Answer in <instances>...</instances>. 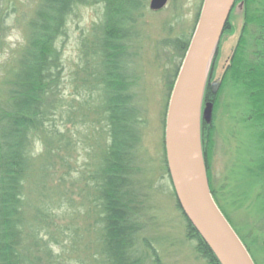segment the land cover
<instances>
[{
	"label": "rangeland",
	"instance_id": "obj_1",
	"mask_svg": "<svg viewBox=\"0 0 264 264\" xmlns=\"http://www.w3.org/2000/svg\"><path fill=\"white\" fill-rule=\"evenodd\" d=\"M40 2H0V105L26 45L28 22ZM199 2L167 0L161 8L151 10V0H146L133 25V38L127 43L129 90L143 122L135 155L137 180L144 196L138 236L146 255L145 264H206L186 237L185 223L172 187L166 183L162 163L167 82L177 64L176 54L167 44L191 33ZM102 9L98 3L76 8L56 43L61 55V83L43 127L29 139L17 230L18 264H106L100 243L97 192L91 180L100 153L108 143L98 96L95 87H91L95 81L90 78L99 72L92 54L95 51L90 48L98 35ZM243 24V7L236 4L229 16V32L221 35L207 71V77L211 74L209 84L220 81L211 163L217 186L223 184L225 177L237 179L231 175L235 171L233 164L240 157H247L246 149L251 146L248 133L235 128L229 119L234 104L240 101L231 92L230 82L222 83ZM254 37L252 40L244 35L243 40L246 54L251 52L255 57ZM239 55L241 66L246 62L241 49ZM239 108L241 111L242 106ZM231 215L239 225L251 221L244 209Z\"/></svg>",
	"mask_w": 264,
	"mask_h": 264
},
{
	"label": "trees",
	"instance_id": "obj_2",
	"mask_svg": "<svg viewBox=\"0 0 264 264\" xmlns=\"http://www.w3.org/2000/svg\"><path fill=\"white\" fill-rule=\"evenodd\" d=\"M145 1L41 0L28 22L26 45L11 72L8 94L0 105V264L19 263L17 230L26 154L30 137L43 127L45 115L58 97L56 91L61 83L62 65L57 40L64 35L67 18L72 12L94 3L101 4L103 9L98 35L90 48L95 51L92 54L99 72L90 78L95 81L91 87H95L108 138L91 177L100 210L101 250L106 264L146 263L138 236L144 196L137 180L135 155L143 122L129 90L126 58L127 43L133 38V25ZM201 3L202 0L197 7L196 20ZM236 4L243 7L244 24L222 83L229 81L231 92L240 101L232 108L237 114L233 115L231 111L229 119L235 128L248 133L251 144L246 149L248 156L240 157L233 164L235 171L231 175L237 179L225 177L223 184L217 186L211 173L217 132L215 118L219 108L218 92L214 95L209 84L211 74L203 98L205 102H213V115L210 124L201 123L200 141L215 203L243 242L254 264H264V0H236ZM193 30L167 44L177 57V64L167 82V102ZM228 32L227 22L223 34ZM244 35L252 40L255 36L252 51L256 52L255 57L251 52L246 54ZM240 49L246 61L241 66ZM164 153L163 145V171L171 188ZM175 204L185 223L186 237L194 243L197 256L206 264H219L183 215L176 199ZM243 209L251 221L236 224L231 214Z\"/></svg>",
	"mask_w": 264,
	"mask_h": 264
},
{
	"label": "water",
	"instance_id": "obj_3",
	"mask_svg": "<svg viewBox=\"0 0 264 264\" xmlns=\"http://www.w3.org/2000/svg\"><path fill=\"white\" fill-rule=\"evenodd\" d=\"M167 0H151L150 9ZM236 0H202L196 25L171 89L164 125L167 171L176 201L219 264H254L209 189L200 127L210 124L213 102H203L204 71ZM220 81L210 84L216 95Z\"/></svg>",
	"mask_w": 264,
	"mask_h": 264
},
{
	"label": "bare ground",
	"instance_id": "obj_4",
	"mask_svg": "<svg viewBox=\"0 0 264 264\" xmlns=\"http://www.w3.org/2000/svg\"><path fill=\"white\" fill-rule=\"evenodd\" d=\"M211 60V59H210ZM210 61L208 62L207 66H206V69L204 71V75H207V71H208V65H209Z\"/></svg>",
	"mask_w": 264,
	"mask_h": 264
}]
</instances>
